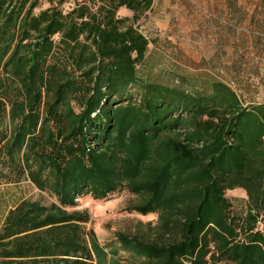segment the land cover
Segmentation results:
<instances>
[{
    "label": "trees",
    "instance_id": "1",
    "mask_svg": "<svg viewBox=\"0 0 264 264\" xmlns=\"http://www.w3.org/2000/svg\"><path fill=\"white\" fill-rule=\"evenodd\" d=\"M154 1L0 0V184L54 199L9 210L0 264H107L77 200L122 190L138 199L128 212L157 215L117 234L136 264H264V103L214 79L193 93L183 74L142 77Z\"/></svg>",
    "mask_w": 264,
    "mask_h": 264
},
{
    "label": "rangeland",
    "instance_id": "2",
    "mask_svg": "<svg viewBox=\"0 0 264 264\" xmlns=\"http://www.w3.org/2000/svg\"><path fill=\"white\" fill-rule=\"evenodd\" d=\"M74 2L68 0L64 7L69 9ZM233 2V15L221 16L227 18L226 24H223L227 38L220 43H215L216 33L213 31L219 17L210 12L211 6L207 9L203 6L202 55L200 51L196 53L197 49L192 53L187 52L180 43L168 38L169 1H161L156 10L148 12L138 24L151 41L146 63L139 66L140 75L170 85L177 78V73L183 74L187 80L184 86L193 93L203 90L208 79H214L229 85L246 106L264 103V43H248L264 39L261 35L264 34V0ZM209 3L203 0V5L208 6ZM41 6L48 8L50 5L43 1ZM196 32L187 33L192 35ZM226 197L231 201L235 214L245 213L248 197L243 189L228 190ZM23 200L40 201L45 205L54 202V199L39 191L30 181L0 184V230L9 210ZM137 200L128 190L119 191L102 200H95L91 196L77 200V210L89 211L91 222L88 226L94 229L100 245L108 253L107 264L114 260L120 264H136L137 260L131 253L120 249L117 234L132 235L138 231L140 222H157L155 214L142 216L128 212L127 209ZM117 249L118 252L113 254Z\"/></svg>",
    "mask_w": 264,
    "mask_h": 264
},
{
    "label": "crops",
    "instance_id": "3",
    "mask_svg": "<svg viewBox=\"0 0 264 264\" xmlns=\"http://www.w3.org/2000/svg\"><path fill=\"white\" fill-rule=\"evenodd\" d=\"M161 1L165 0H155L152 10L155 11ZM168 1V38L173 39L175 43H180L179 45L184 46V48L187 49V52L192 53L194 49H197L196 53L198 54L200 51L203 55V6H205L206 9L211 6L209 9L210 12H214L219 17L218 21L215 22V28L213 29L216 33L215 43H220L227 38V35H225L223 31V24H226L225 19L227 18L223 17L233 15L235 11V8H233L235 5L233 2L234 0H206L210 2L208 6H206V4L203 5V0ZM120 13L128 14L123 9ZM161 13H164V11ZM157 22H159V20H157ZM193 31H197L196 34L189 35L187 33ZM262 32H264V29ZM261 35L264 37V34ZM228 40L230 41L231 39L229 38ZM237 43H240L239 40H237ZM248 43H264V39H261V41L252 40L248 41Z\"/></svg>",
    "mask_w": 264,
    "mask_h": 264
}]
</instances>
